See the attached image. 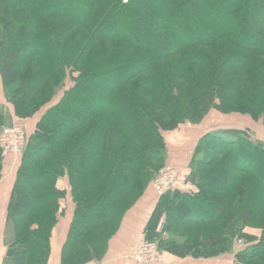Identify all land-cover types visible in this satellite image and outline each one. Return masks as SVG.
Returning <instances> with one entry per match:
<instances>
[{
    "label": "trees",
    "instance_id": "obj_1",
    "mask_svg": "<svg viewBox=\"0 0 264 264\" xmlns=\"http://www.w3.org/2000/svg\"><path fill=\"white\" fill-rule=\"evenodd\" d=\"M0 91L26 120L62 92L25 131L2 264H48L67 194L61 264L99 262L149 193L144 238L165 256L264 264V145L244 130L211 128L179 187L150 184L163 133L212 113L264 122V0H0Z\"/></svg>",
    "mask_w": 264,
    "mask_h": 264
},
{
    "label": "crops",
    "instance_id": "obj_2",
    "mask_svg": "<svg viewBox=\"0 0 264 264\" xmlns=\"http://www.w3.org/2000/svg\"><path fill=\"white\" fill-rule=\"evenodd\" d=\"M0 102H3V95L0 91ZM196 140L193 143H196ZM189 147L176 150L171 154L170 164H177L184 169L189 162ZM9 180V181H8ZM0 186V264L6 253V240L4 227L6 222V209L10 199L12 181L8 179ZM152 193L141 197L126 214L116 235L111 239L109 248L101 261H90L86 264H137L128 256L133 243L144 236L143 227L156 203V197ZM66 209L53 228L50 238V253L48 264H61V251L69 230L73 216V204L70 195L67 194L65 202ZM208 259H193L186 257L180 259L171 254H166L163 264H211ZM216 264H222L216 263ZM228 264V262L226 263Z\"/></svg>",
    "mask_w": 264,
    "mask_h": 264
},
{
    "label": "rangeland",
    "instance_id": "obj_3",
    "mask_svg": "<svg viewBox=\"0 0 264 264\" xmlns=\"http://www.w3.org/2000/svg\"><path fill=\"white\" fill-rule=\"evenodd\" d=\"M61 93L62 92L57 91V94L54 96V98L49 103L45 104L42 107L39 113L35 116L36 118L32 117L27 120L23 118L22 119L17 118L14 115V113H12L10 105L4 99L1 104L5 109L10 111L11 119H12L11 123L15 122L25 128L27 134V141H28V138L30 137L32 128L34 126L35 119H38L39 115L45 109H47L51 104H55L57 100H59ZM95 103H97V101H95ZM209 116L210 118H208V120L206 121L204 120V122L202 123H198V124L184 123L183 125L180 126L178 130L170 131L169 133H163L166 144V152L164 153L165 155L164 160H168V161L171 160V154L175 152V149L180 150L182 148L189 147L188 154H190V152L192 151L191 149H193L195 145L193 141L196 140V138L203 136L206 131L212 130L211 128H214L216 126L240 128L244 130L246 134H248L253 141L261 142L264 145V122L262 121V118H259L257 121L252 122L249 120L247 116L239 115V114L231 115V116H223V115H217V113H212ZM53 136H54L53 133L49 135L52 141L55 140L53 139ZM22 150L19 153H10L0 148V153L2 155V161H3V170H4L3 176L0 180V186L4 181H7L8 179L12 178L13 175L12 172L14 173L17 166L19 165V160L22 155L21 154ZM174 165H176L179 168V170L180 169L182 170L181 166L177 164ZM152 179L150 181V184L152 182ZM160 226H161L160 228H162V224ZM9 230H10V226L7 224V222H5L4 235L6 240V246H7ZM243 243H244L243 239L238 240L237 247L238 246L241 247ZM237 247H235V249L240 248ZM232 256L233 255L231 254L222 255L215 259L207 260V263L216 264L222 262V264H226L228 262V264H232V259H233Z\"/></svg>",
    "mask_w": 264,
    "mask_h": 264
},
{
    "label": "built area",
    "instance_id": "obj_4",
    "mask_svg": "<svg viewBox=\"0 0 264 264\" xmlns=\"http://www.w3.org/2000/svg\"><path fill=\"white\" fill-rule=\"evenodd\" d=\"M25 137L24 127L20 124L14 122L2 126L0 128V148L10 153H19L25 145ZM179 172V168L174 164L163 165L151 182L156 193L161 195L179 187L181 183ZM128 256L137 264H163L165 262V254L158 247L157 242L147 240L144 236L133 243Z\"/></svg>",
    "mask_w": 264,
    "mask_h": 264
}]
</instances>
